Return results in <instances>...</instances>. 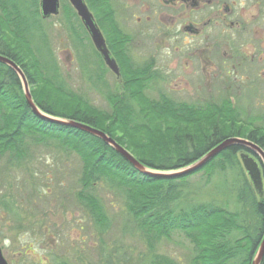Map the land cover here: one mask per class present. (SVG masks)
I'll list each match as a JSON object with an SVG mask.
<instances>
[{"label": "trees", "instance_id": "16d2710c", "mask_svg": "<svg viewBox=\"0 0 264 264\" xmlns=\"http://www.w3.org/2000/svg\"><path fill=\"white\" fill-rule=\"evenodd\" d=\"M85 3L121 71L118 91L113 90L105 98L107 111L91 106L67 89L56 62L50 65L37 57L32 39L35 28L43 23L39 0H0V56L21 69L32 101L42 113L101 131L155 172L175 171L193 164L229 138L245 139L264 152L263 120L259 121L260 126L244 120L242 112L227 98L202 105L175 102L163 95L157 100L148 98L146 91L154 79L151 65H133L127 48L131 38L119 27L110 0ZM61 5L84 32L68 2L63 0ZM29 141H56V148L78 156L76 196L98 228L108 222L92 194L100 181L123 197L127 212L150 250L160 239L169 240L177 233L191 246L185 264H251L264 236V198L251 201L241 212L213 204L172 208L187 179L201 173L208 179L216 172L231 169L242 148L232 146L182 178L146 176L98 138L37 119L25 103L16 74L0 64V155L24 158L29 153ZM252 217L256 220L254 225L250 222ZM149 264L182 263L152 254Z\"/></svg>", "mask_w": 264, "mask_h": 264}, {"label": "rangeland", "instance_id": "374dc122", "mask_svg": "<svg viewBox=\"0 0 264 264\" xmlns=\"http://www.w3.org/2000/svg\"><path fill=\"white\" fill-rule=\"evenodd\" d=\"M110 2L119 27L131 38L127 48L133 65H151L154 79L146 91L148 98L157 100L163 95L175 102L197 105L227 98L242 112L244 120L253 121L254 126H260V119L264 123V85H253L261 82L254 72L264 65V59L255 58L259 49L256 24L262 16L264 26V0L248 13L241 39L237 30L211 26L205 32L209 35L206 40L205 35H184L182 20L157 0ZM35 29L32 45L37 57L50 65L56 62L67 89L91 106L107 111L105 98L113 90L118 91L119 85L98 62L91 42L74 17L60 5L58 16ZM220 32L223 35L219 38L216 35ZM229 37L231 45L243 51L240 56L232 54L231 65L243 58L244 63L253 59L243 69L247 84L220 83L224 76L222 59L214 51L229 47L224 43ZM192 51L196 52V60L185 66L187 58L192 60ZM238 72L240 77V69ZM197 77L204 81L192 85ZM27 144L29 153L24 158L0 155V248L8 264H149L152 254L186 263L191 246L183 236L176 233L169 240L162 238L150 250L127 212L123 197L100 181L92 194L108 222L98 228L76 196L78 156L56 148V141ZM240 154L225 172H216L208 179L203 173L187 179L172 208L213 204L241 212L251 201H259L240 164ZM262 184L264 188V179ZM250 222L254 225L256 220L252 217Z\"/></svg>", "mask_w": 264, "mask_h": 264}, {"label": "water", "instance_id": "95a60500", "mask_svg": "<svg viewBox=\"0 0 264 264\" xmlns=\"http://www.w3.org/2000/svg\"><path fill=\"white\" fill-rule=\"evenodd\" d=\"M67 1L72 7V9L75 11L83 28L85 29L86 33L89 36L95 51L100 56L106 68L113 75L119 78L120 70L118 68V65L114 60V58L112 57V55L110 54L106 46L105 39L101 31L99 30L93 15L87 8L84 0H67ZM39 10L42 19L55 17L59 14V0H39ZM0 64L10 68L16 74L21 85L25 103L27 107L30 109L31 113L37 119L50 124L76 129L98 138L104 144H106L112 150H114L118 155H120L127 163H129L139 173L160 179L182 178L201 169L204 165H206L209 161H211L220 152L225 151L232 146H238L243 149V151L240 152L241 154L239 155V159L245 173L247 174L248 179L250 180V183L256 195L259 197V199H262L264 197L262 176H261V173L264 174V152L253 143L246 140L229 138L219 143L212 150H210L205 156H203L201 159H199L193 164H190L184 168L175 171L155 172L147 169L138 161H136L133 158V156H131L124 148L119 146L114 140L109 138L101 131L91 128L87 125H83L78 122L55 118L42 113L32 101V97L29 92L28 83L21 69L11 60L3 56H0ZM254 157L258 159L260 164L257 163L258 161ZM263 258H264V236L254 255L251 264H261ZM0 264H8L2 255L1 248H0Z\"/></svg>", "mask_w": 264, "mask_h": 264}, {"label": "flooded vegetation", "instance_id": "af4514ba", "mask_svg": "<svg viewBox=\"0 0 264 264\" xmlns=\"http://www.w3.org/2000/svg\"><path fill=\"white\" fill-rule=\"evenodd\" d=\"M157 2L161 5H164L166 8L173 10L176 13L177 19L182 20L183 24L181 25V32L184 33V35H188L191 37L205 35L206 40L208 39L209 35L205 34V32L208 33L211 29V26H222L224 27V29L225 27H227L230 31L237 30L240 32L239 39H241L243 36L242 31L245 30L244 26L248 24L249 21V19H247L248 13L254 7L258 9L260 3H262L263 0H157ZM257 21V41L259 49L257 50L255 58H261L262 60L264 59L263 17L261 16ZM224 29H222L221 32H223ZM221 32L216 36H219L220 38V36L223 35ZM219 38L215 37V39L218 41ZM232 42V39L229 37L224 41L225 45L227 44L229 45V47L227 46V48L225 49H221V47L214 51L215 54H220L219 60L222 59L220 60V62L223 68L224 76L222 78L223 81H221L220 83L223 82L222 84L224 85H230L232 84V82H236V85L247 84V81L245 79H247L248 77L244 73L243 69L245 67L247 68L250 64L248 66H245V64L252 63L253 59L249 58L252 61L247 60V62L244 63L245 59L243 58L240 59L241 62H237L236 65H231L230 58L233 57V55L240 56L243 52L241 49H238L237 46H232ZM192 52V60L190 61L187 58L185 66H188V63H191V65L194 64V60H196V52ZM239 69L242 73L240 77L238 75ZM254 74H256L257 79L261 82H253V85H264V65L261 69L255 70ZM203 81L204 78L200 80L197 77L194 81H191V84L195 85V83L197 82V85H200ZM208 84L209 83L205 81V85Z\"/></svg>", "mask_w": 264, "mask_h": 264}, {"label": "bare ground", "instance_id": "6f19581e", "mask_svg": "<svg viewBox=\"0 0 264 264\" xmlns=\"http://www.w3.org/2000/svg\"><path fill=\"white\" fill-rule=\"evenodd\" d=\"M40 18H41L42 21H46V20H48V19H50V18H52V17L47 18V19H42L41 14H40Z\"/></svg>", "mask_w": 264, "mask_h": 264}]
</instances>
